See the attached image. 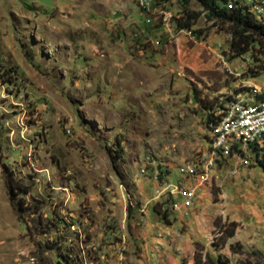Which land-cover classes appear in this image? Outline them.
I'll list each match as a JSON object with an SVG mask.
<instances>
[{"label":"rangeland","instance_id":"374dc122","mask_svg":"<svg viewBox=\"0 0 264 264\" xmlns=\"http://www.w3.org/2000/svg\"><path fill=\"white\" fill-rule=\"evenodd\" d=\"M188 9L191 31L181 0H0V264H119L107 249L132 207L171 209L155 189L208 149L207 107L264 95V49L232 58L226 27ZM237 156L206 185L205 218L234 190L264 193Z\"/></svg>","mask_w":264,"mask_h":264},{"label":"crops","instance_id":"0c3cea01","mask_svg":"<svg viewBox=\"0 0 264 264\" xmlns=\"http://www.w3.org/2000/svg\"><path fill=\"white\" fill-rule=\"evenodd\" d=\"M237 155L240 154L233 153L216 161L209 172V181L196 187V195L191 203L186 204L184 198L178 194L172 195L168 206L172 207L174 204L176 208L169 209L167 219L153 210L132 207L130 215L126 216L120 227L124 242L110 245L107 252L114 255L119 252L121 244L125 251L123 250L122 256L118 255L119 264H181L183 260L193 264L194 244L198 242L203 244L212 256L221 253L231 259V264H237L239 256L232 255L229 244L239 242L244 249L258 250L264 257V198L255 199L256 204H249L253 197H264V193H258L263 192L262 190H247L243 199H236L238 195H243L237 194V190H234L233 194L227 193V197L217 204L214 217L207 214L205 218L203 213L196 212L199 210L200 201H207L209 194L205 191L206 185L214 174L223 173L224 170L226 174L229 173L228 176L235 177L238 174ZM253 177H257V172ZM177 178L176 183L180 185H194L193 179L184 175ZM247 197L250 199L245 200ZM215 218L222 223H237L234 235L224 246L218 248H213L211 243L209 245V238L200 226L203 224L207 231L215 234Z\"/></svg>","mask_w":264,"mask_h":264},{"label":"trees","instance_id":"16d2710c","mask_svg":"<svg viewBox=\"0 0 264 264\" xmlns=\"http://www.w3.org/2000/svg\"><path fill=\"white\" fill-rule=\"evenodd\" d=\"M195 1L204 12L206 21L213 24L225 26L229 34L228 52L232 58L240 57L253 50L264 49V21L256 17L251 11L237 5V0H181L182 16L176 24L177 30H192V26L200 16V13L190 12L189 3ZM231 2V3H229ZM230 4V8L228 5ZM263 94H258L257 99L263 98ZM229 99L218 101L215 105H209L206 109V124L210 128L217 123L218 115H215L217 107L224 108ZM250 154L253 155L255 163L264 172V136L263 146L254 144ZM240 155H242L240 153ZM156 206V205H155ZM155 208V207H154ZM156 210V209H155ZM169 207L157 210L156 212L167 219ZM215 230L220 235L211 243L213 248L224 246L231 238L237 228L235 222H224L215 220ZM193 254V264H231V259L221 253L212 256L205 246L195 243ZM232 255H238L237 264H264V257L258 250H246L239 242L229 244ZM181 264H188L183 260Z\"/></svg>","mask_w":264,"mask_h":264},{"label":"built area","instance_id":"2783aa9c","mask_svg":"<svg viewBox=\"0 0 264 264\" xmlns=\"http://www.w3.org/2000/svg\"><path fill=\"white\" fill-rule=\"evenodd\" d=\"M135 2L140 9L149 11L154 0H135ZM237 5L251 11L264 21V0H237ZM228 7H231L230 4ZM251 93V95H238L230 99L224 108L215 109L214 114L218 115V119L217 123L209 128L211 142L208 149L201 152L189 166L181 169L182 175L193 179L194 185H175L170 189L156 188L157 196L166 195L171 198L172 195L178 194L184 198L186 204H189L195 198L196 187L209 181V172L216 161L227 158L233 153L242 155L250 153L254 144L263 146L264 96L257 99L256 96L260 93L254 91ZM143 173L144 171L141 172ZM175 208L173 204L171 209ZM219 235L220 233L216 232L213 239Z\"/></svg>","mask_w":264,"mask_h":264}]
</instances>
